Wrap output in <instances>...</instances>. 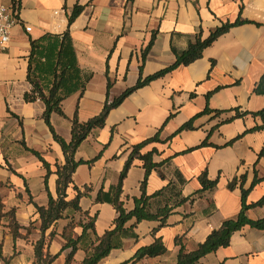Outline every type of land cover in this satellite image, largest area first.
<instances>
[{
	"label": "crops",
	"instance_id": "crops-1",
	"mask_svg": "<svg viewBox=\"0 0 264 264\" xmlns=\"http://www.w3.org/2000/svg\"><path fill=\"white\" fill-rule=\"evenodd\" d=\"M0 5L18 7L8 48L0 52V194L5 208L16 210L22 227L34 226L27 238L17 240L5 229L0 232L3 256L9 264H34V245L41 238L36 206L47 207L50 196L58 197L55 165L65 163L62 148L43 118L44 104L24 100L32 88L28 81L31 41L47 33L66 32L76 6L83 11L69 28L70 36L78 66L89 81L84 91L62 103L63 115L53 113L50 118L54 132L67 143L72 139L75 116L87 122L102 112L108 94L114 99L136 85L142 53L153 38L143 77L171 66L176 59L173 50L184 52L198 34L206 39L227 22H244L220 36L201 59L129 95L110 111L104 128L91 133L79 147L75 161L85 163L76 169L68 195L75 197L74 187L89 188L80 207L96 219L98 236L112 228L117 216L111 203L97 202L98 195L118 184L131 148L158 133L162 142L149 145L142 153L157 149L156 163L169 158L171 162L151 172L148 195L174 181L176 172L186 180L183 197L200 190L203 172L217 182L213 192L178 208L155 236L157 222L138 224L134 229L137 238L122 239L121 247L99 264H124L158 238L167 253L135 264H176L178 237L188 251H194L224 221L238 216L242 191L240 183L229 189L234 179L245 176L243 188L250 189L249 204L264 196V159L258 158L264 128L246 133L263 125L262 118L252 113L264 111V94L254 92L264 75V0H0ZM207 107L224 113L219 118L201 117L195 122L196 130L176 134ZM236 109L249 114L222 124ZM207 138L210 145L199 147ZM33 152L50 165L52 174L47 181V170ZM144 177L142 162L135 160L123 183L121 200L127 210L140 197ZM256 177L260 182L251 188ZM248 217L264 218V206L248 211ZM80 219L85 217L75 214L57 222L58 234L49 248L57 256L52 264H65L68 251L62 252L65 242L60 234L70 221ZM75 232L80 236L81 226ZM86 245L87 241L82 244ZM85 255L79 250L75 260L80 262ZM201 263L264 264V231L247 228L234 233L229 247L208 254ZM0 264L4 263L0 260Z\"/></svg>",
	"mask_w": 264,
	"mask_h": 264
},
{
	"label": "trees",
	"instance_id": "trees-1",
	"mask_svg": "<svg viewBox=\"0 0 264 264\" xmlns=\"http://www.w3.org/2000/svg\"><path fill=\"white\" fill-rule=\"evenodd\" d=\"M14 11H18L16 5L13 6ZM83 11V7L76 6L68 17V29L62 34L47 33L42 37L31 41L30 64L28 81L32 88L26 93L24 100L26 102L40 101L44 104L45 110L43 118L46 124L50 127L55 141L61 146L65 163L63 165H55V174L57 175V198L50 196L47 207H38L37 214L40 222L41 238L34 245V264H52L57 256L50 253V245L58 234L56 224L58 221L68 219L72 215L81 214L87 219V223L80 222L78 225L74 220L70 221L62 230L61 237L65 242L63 251H68L65 259V264H99L102 260L110 255L112 250L121 247V241L125 238H137L134 229L138 224L144 221L157 222L158 225L153 229L155 236L160 229L166 226L168 218L173 215L178 208L190 202L193 203L204 195L211 193L217 187L216 181H211L206 172H203L199 177L201 185L200 190L195 192L190 197L182 196V188L186 180L179 173H175V180L171 181L166 187L157 191L152 195L146 193V185L148 177L153 170L164 165H169L171 158L164 160L161 163L155 162V157L159 155L157 149H153L145 154L142 151L153 143H161L160 133L153 138L145 140L131 148V152L125 163V166L119 176L118 184L106 194L100 193L97 198L98 203L109 202L113 205L116 211V218L112 224V228L106 231L103 235L98 236L95 232V218L89 217L87 212H82L80 201L88 195L89 188L80 191L74 187L75 197L69 199L68 189L73 184V175L80 164L85 162H76L75 155L81 144L95 130L104 128L106 119L111 110L115 109L132 93L149 85L150 83L162 79L181 67H187L197 60L201 59L204 51L210 47L220 36L226 34L231 28L241 25L244 22L239 19L234 23L227 22L221 27L215 29L209 37L202 39V35L198 34L194 41L190 42L187 49L182 53L175 54V62L150 76H142V68L146 61L152 42L145 48L142 53V65L140 67V78L135 86L127 89L122 95L114 99H110L107 95V101L102 112L87 122H80L75 116L71 135L72 139L67 143L59 137L53 130L50 118L53 113L63 115L62 103L70 96L82 92L86 88L89 77H85L82 70L78 66L76 53L74 50L72 38L69 28L76 21ZM111 87V82H108V89ZM254 92L264 94V75L256 85ZM235 115L221 122L229 123L234 119L243 118L249 113L234 110ZM224 112L210 110L206 108L203 112L193 117L186 122L177 132L194 131L197 129L195 122L204 116L219 118ZM253 116H260L263 120L262 126L254 127L246 133L257 132L264 128V111L252 113ZM214 130V129H213ZM210 132L209 136L212 134ZM209 138H207L199 147L209 146ZM233 141L229 142L231 145ZM40 161L43 162L44 168L47 170L46 181L52 174L50 165L43 160L39 153L33 152ZM259 159H264V145L258 155ZM135 160H139L143 164L145 177L141 184V195L134 199V208L127 210L121 200L123 194V183ZM245 176L240 180L234 179L229 184V189H234L240 183L242 191L241 210L238 216L234 219L226 220L222 223L218 230L213 231L206 240L199 244L194 251H188L183 245L182 238H177L175 243L180 247L176 264H202L201 260L210 253H214L219 249H225L230 246V241L234 233L243 231L247 228L264 231V218L252 220L248 217V211L254 208L264 206V196L255 203H248V195L250 192L243 188ZM260 180L256 177L253 188ZM2 183L0 182V189ZM81 226L82 234L76 235V228ZM2 228L8 229L14 240L19 238H27L34 229L33 223L26 228L22 227L16 219V210L14 208L7 210L3 203L0 194V232ZM87 241L86 247L82 244ZM79 250L85 252V257L82 261L75 260V255ZM167 253V249L162 239H155L154 242L137 251L135 256L124 264H135L144 259H155ZM0 260L4 264H9V259L3 256V242L0 241Z\"/></svg>",
	"mask_w": 264,
	"mask_h": 264
},
{
	"label": "built area",
	"instance_id": "built-area-1",
	"mask_svg": "<svg viewBox=\"0 0 264 264\" xmlns=\"http://www.w3.org/2000/svg\"><path fill=\"white\" fill-rule=\"evenodd\" d=\"M13 8L0 5V52L7 50L11 40L12 29L16 24V16ZM27 32L31 31L30 27L26 28Z\"/></svg>",
	"mask_w": 264,
	"mask_h": 264
},
{
	"label": "rangeland",
	"instance_id": "rangeland-1",
	"mask_svg": "<svg viewBox=\"0 0 264 264\" xmlns=\"http://www.w3.org/2000/svg\"><path fill=\"white\" fill-rule=\"evenodd\" d=\"M83 217H84V216H83ZM80 222H86V223H87L88 221H87V219H84V220H83V219H80L78 222H75V221H74V223H75L76 225H78ZM4 229H5V228H2L1 231L4 232L5 230H7V232L9 233V230H8V229H5V230H4ZM57 232H58V231H57Z\"/></svg>",
	"mask_w": 264,
	"mask_h": 264
}]
</instances>
